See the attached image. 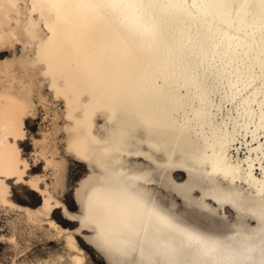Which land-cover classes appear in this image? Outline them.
Returning a JSON list of instances; mask_svg holds the SVG:
<instances>
[{"label":"snow or ice","instance_id":"obj_1","mask_svg":"<svg viewBox=\"0 0 264 264\" xmlns=\"http://www.w3.org/2000/svg\"><path fill=\"white\" fill-rule=\"evenodd\" d=\"M0 11L38 40L37 63L58 96L73 94L65 71L86 74L119 111L105 136L84 134L72 146L99 168L86 214L71 217L88 230L85 244L110 264H264V0H5ZM53 58L62 62L57 71ZM249 134L261 137L262 178H252L249 160V187L220 192L239 214L223 223L163 206L148 177L123 159L145 156L139 145L157 146L151 137H183L220 183L237 177L227 152Z\"/></svg>","mask_w":264,"mask_h":264},{"label":"rangeland","instance_id":"obj_2","mask_svg":"<svg viewBox=\"0 0 264 264\" xmlns=\"http://www.w3.org/2000/svg\"><path fill=\"white\" fill-rule=\"evenodd\" d=\"M26 52L19 41L0 45V81L5 84L12 81L16 90L23 86L21 81L25 84L30 82L29 75H26L30 71L19 61ZM4 64L6 68L2 67ZM32 78L39 82L32 85L30 98L33 107H28L24 115V136L17 145L22 173L20 175V169L15 174L0 173V189L3 187L0 190V264H78L72 260L75 252L67 244L65 232H59L50 220L69 230H75L78 221L65 217L59 207L51 211L49 216L28 213V210H40L47 190L53 199L63 202L69 211L82 213L80 190L92 174L98 172V167L90 166L67 149L65 103L62 98L55 97L47 80H43L40 74ZM2 86L11 87L0 85V89ZM110 127L106 116L99 112L95 117V132L104 135ZM250 138L248 135L249 141ZM229 151L233 160H240L243 167H247L246 143L238 141ZM162 156L160 151H154L156 161H144L152 167L154 175V180L147 186L160 204L165 207L174 205V212L203 222L223 223L225 217L239 215L230 206L225 209L203 196L202 190L210 185L203 171L183 178L174 175L170 167L162 172ZM127 159L133 165L143 163L142 159ZM255 163V175L261 177L258 160ZM24 164L27 165L25 168ZM33 180L38 187H33ZM215 183L223 187H249L244 181L232 183L222 180ZM73 224L75 228L70 227ZM87 232L82 230L81 234L87 235ZM81 234H74L78 246L83 250L81 264H109L92 245L83 242Z\"/></svg>","mask_w":264,"mask_h":264},{"label":"bare ground","instance_id":"obj_3","mask_svg":"<svg viewBox=\"0 0 264 264\" xmlns=\"http://www.w3.org/2000/svg\"><path fill=\"white\" fill-rule=\"evenodd\" d=\"M5 0H0V3H4ZM30 2V0H29ZM7 15L6 12L0 11V45L8 42L10 44L13 41H19L22 43L23 48L28 51L26 52L22 58L19 59L23 67L28 69L29 72H26V75H29L30 82L28 81L27 84L21 81V89L16 90L13 88V82H9L7 84L2 83L0 81V85H11V87L2 86L0 89V173H8V174H15L19 173V169L21 170L20 175L22 173V169L20 167L21 159L19 157V150L17 148L18 142L23 139L24 136V115L27 112L28 107H33L31 102V91L32 85H36L39 80H34L32 77H36L37 75H41L43 80H47L50 88L53 90L55 97L62 98L65 103V117L67 119V123H65L64 129L67 132V149L74 154L76 157L80 158L74 151H72V146L74 141L77 137L81 135H88L90 137L100 138L101 136H105L109 130L104 135H100L95 132V117L99 112H102L108 121L110 122V126L113 124V120L119 119V111L112 112L110 111L114 105L111 100H109L103 89L95 84L86 74H80L78 76H74L72 72L65 71L64 76L70 81V89L69 91L73 94L69 96L68 99H65L63 94L57 95L56 87L53 83L52 75L48 73L47 66H42L40 63H37V55L39 53V42L32 36L24 33L19 26L14 23V16L10 17L9 22L4 20V16ZM34 18L37 20L39 24V17L35 15ZM47 32L46 28H42L40 35H43ZM2 66V65H1ZM2 67H7L5 64ZM62 67V62L56 58L52 60V70L57 71ZM3 69V68H2ZM8 72L6 70H3ZM32 72V73H31ZM55 84L58 86L60 85V77L57 76V80ZM177 86H180L177 84ZM89 101H94L97 105L96 111H90L87 108ZM218 105V101H217ZM190 110V109H189ZM9 114L11 116V123L6 125L5 124V114ZM111 128V127H110ZM250 135V134H249ZM194 136V133H193ZM249 139H246V144L248 148V155L246 157L247 167L244 168L240 160H233L230 155V151L227 152V159L232 164H238L240 171L237 177L232 180L229 179V182L235 183L236 181H244L248 185L249 176L247 173L248 169V161L249 160H258L259 166L260 161L257 159L258 152L257 150L260 148L261 139L260 135L258 134L256 139L253 140L252 136L250 135ZM151 144L157 145L155 147H150L148 143H144L139 145V149L141 152L146 153L145 156H125L124 162L128 164V157H131L136 160H141L143 163H139L134 165L137 169L138 173H141L148 177L150 181L154 180V175L152 172V167L145 162H149L150 160L154 159V151H160L162 156V172L166 170V168L170 167L171 172L174 175H177L180 178L183 177H191L192 173L195 175L197 171H203L205 173L203 165H201L197 159L200 155L199 150L194 148L192 144L186 138H180L179 140L175 138L169 137H161V136H154L151 137ZM256 141V142H254ZM257 145L254 146V143ZM202 143V142H201ZM177 153H179L178 156ZM264 154V153H262ZM81 159V158H80ZM87 162L90 166H94V161L89 162V160L81 159ZM145 161V162H144ZM47 163H50L47 160ZM255 165L254 163L251 173L252 178L256 181H259L262 177H258L255 175ZM27 165L24 164V168ZM151 167V168H150ZM191 170H193L191 172ZM210 171V169H208ZM99 172V168H98ZM97 172V173H98ZM97 173H93L92 177L88 182H86L83 188L80 190L79 193V201L83 206V211L80 214L73 213L69 211L66 205L58 199H53L50 192L45 190L44 199L42 206L38 212H32L28 210V213H42L44 215L49 216L51 211L55 208H61L63 215L68 219L72 220V216L76 217H83L87 212V194L89 192L90 186L94 181ZM165 173V172H164ZM206 176V174H205ZM207 177V176H206ZM58 180V179H57ZM209 187L202 190L203 196H206L208 199L214 201V203L218 204L223 208H227V206L231 205L220 203L218 196L220 192L225 190L227 187L232 188H240L239 186H220L216 184L215 181L209 180ZM31 183L38 187L37 182L33 180ZM194 183L193 185H195ZM148 185V184H147ZM249 186V185H248ZM3 188V187H2ZM2 188L0 190H2ZM148 189L151 190L149 186ZM80 189V188H79ZM55 204L56 207H52L51 205ZM67 209L68 212L66 213L64 210ZM234 209V208H233ZM75 221V220H74ZM51 225L56 227L59 232H65V238L67 244L70 248L73 249L75 252L72 255V260L75 263L81 264L83 261V250L78 246L74 234L78 233L81 234V227L78 222V226L75 230H69L67 228L60 227L56 222L50 220ZM86 230V229H85ZM88 231V230H87ZM85 236L84 234H81ZM71 236V239H69ZM95 247L94 245H92ZM77 248L80 249L79 254L77 255ZM98 249V248H96ZM99 250V249H98ZM97 250V251H98Z\"/></svg>","mask_w":264,"mask_h":264},{"label":"water","instance_id":"obj_4","mask_svg":"<svg viewBox=\"0 0 264 264\" xmlns=\"http://www.w3.org/2000/svg\"><path fill=\"white\" fill-rule=\"evenodd\" d=\"M96 249V247H94ZM98 250V249H96ZM98 252L105 258V260L110 264L109 258L106 253H104L101 249L98 250Z\"/></svg>","mask_w":264,"mask_h":264}]
</instances>
